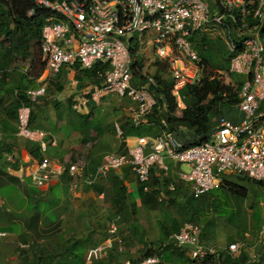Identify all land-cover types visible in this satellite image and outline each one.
<instances>
[{
    "label": "built area",
    "instance_id": "1",
    "mask_svg": "<svg viewBox=\"0 0 264 264\" xmlns=\"http://www.w3.org/2000/svg\"><path fill=\"white\" fill-rule=\"evenodd\" d=\"M34 8L28 12L43 17L40 53L45 64L41 75L42 86L27 91L31 102L46 96L48 83L64 67L80 65L91 69L96 63H109L101 86L89 91L73 105L82 113L90 102L98 104L110 94L129 99L131 124L141 127L154 112L157 100L150 90L157 81L148 77L144 85H134L133 59L130 42L136 37L141 44L144 37L153 42L157 57L169 64L173 81L171 94L178 109L184 104L182 89L198 83L202 78L201 58L189 38L194 33H205L225 43L230 58L229 75L244 77L238 90V122L222 117L209 141L186 146L172 132L162 130L154 136H137L133 143L124 135L120 123L115 124L117 137L125 143L127 153H109L94 173L86 176L85 167L72 163L67 168L54 160L37 161L28 173L20 169L21 181H28L38 190H46L68 171L70 189L76 191L79 181L88 186L106 180L112 172L131 168L144 193L151 191L153 172L169 178L172 171L168 162L186 165L177 182L189 185L191 194L200 198L219 187L224 173L245 176L264 186V0H31ZM43 16V15H41ZM226 83L230 82L224 75ZM235 87V85H233ZM31 105L22 104L17 111V136L37 143L42 153L55 138L34 128ZM50 141V142H49ZM19 158L7 156L14 164ZM23 167V166H22ZM175 183L168 185L174 191ZM159 190V201L168 199ZM110 224V236L103 243L89 249L87 263L103 259L115 243H121L116 222ZM202 229L186 222L170 237V243L186 252L193 261L218 256L215 249L202 241ZM264 241V222L259 232ZM165 247V246H164ZM242 246L229 245L228 253L240 255ZM164 248L159 254L125 264H161Z\"/></svg>",
    "mask_w": 264,
    "mask_h": 264
},
{
    "label": "trees",
    "instance_id": "2",
    "mask_svg": "<svg viewBox=\"0 0 264 264\" xmlns=\"http://www.w3.org/2000/svg\"><path fill=\"white\" fill-rule=\"evenodd\" d=\"M34 7L31 0H0V89L5 88V93L8 96L5 97L6 101L12 98L6 105H1L0 107V128L3 134L0 139V162L3 161L4 163V165L0 167V190L6 183L12 181L21 185V179L11 175L10 167L18 172L21 168L20 165H24H22L20 160H17L14 164L8 162L7 156L16 152L14 150L15 145L13 141L14 137L17 136V111L22 104L34 107L35 103L33 104L31 102L27 95V91L36 85L45 67L43 62L39 63V68L35 67V63H31L30 68H36L37 72L33 74L32 70L28 73V89L22 88L17 91L14 88L10 89L8 87V70L12 61L17 58L12 57V54L15 53L22 59H25L28 52L29 59L31 57L30 50L32 48L40 49L43 17H47L48 14L47 12H40L34 17H29L28 12ZM189 40L198 51L201 58L200 65L203 70L201 80L196 84L186 86L182 89L181 94L185 109L180 111L176 99L171 94L173 81L170 75L168 81H160L158 76L154 75L153 78L157 81V84L156 86H151L150 90L157 100V105L154 112L149 116L148 121L149 123L156 124L160 132L162 130L172 132L186 146L191 147L209 141L211 135L217 128L220 118L226 117L234 123L238 122L236 115L239 102L238 90L244 77L241 76V79H238L234 77L236 75H229V67L227 69H220L210 66L206 56L211 50L213 43L222 41V39L212 38L205 33L198 32L192 34ZM139 46L140 43L138 38L134 37L130 42V53L133 59L134 85H144L148 78L141 75L143 63L141 57L137 53ZM165 64L169 71V64L167 62H165ZM71 68L75 70L74 78L80 83L81 88H90L89 91L92 92L95 87H99L103 84L105 72L110 69V66L109 63L98 62L91 69H84L80 65H75ZM65 75L66 72L64 69L57 75L58 82L55 84V88L59 92L65 89ZM224 75L229 76V83H226ZM233 85H235V87ZM89 106L95 107V103L90 102ZM79 117L84 119L83 121L88 122L85 117ZM34 120L35 112L33 110L31 117L32 124ZM13 121H15L16 124ZM13 125L16 126L14 127ZM72 125L73 128L77 130L84 129L82 127L87 126L85 124L83 125V123L77 125L73 122ZM108 126L110 127H107V130L99 127L97 136L104 135L107 131L113 134L116 133L113 125ZM122 126L125 137L144 136L139 134L141 127L135 128L131 122L126 121ZM89 140L90 139H87L85 142ZM25 149L35 160H43L44 153L41 152L37 143L27 140ZM120 152L127 153L124 142ZM99 165L95 164L92 167L88 165L86 175L94 173ZM66 167L68 168L69 165L67 164ZM63 179H69L68 171L63 176ZM108 179H110L111 191L113 189L119 191L121 196L112 201L113 215L107 224L106 237L102 242L92 247L100 245L112 236L109 232L110 224L116 219H118L116 222L118 229L117 235L120 237L121 243H115L114 247L107 252L103 259L92 261L91 263H87L86 260L89 249L86 251L84 244L81 242H71L70 245L66 247L63 246L65 248L64 250L62 249L63 251L59 252L57 249H54L55 251L53 250L52 253L41 246L40 254L34 253L33 258H30L29 255L25 256V250L20 249V256L24 259L25 264H125L126 261L136 262L149 256L159 254L161 248H164L161 264L165 262H176L179 256V249L175 248L170 243V237L178 233L184 223L193 221L194 214L196 212H201L202 207L209 203L211 197L214 199L211 194L210 197L205 194L200 198H195L191 194L189 185L183 182H177V177L171 175L169 178L161 179L153 172L150 192L144 193L143 187L139 184L138 195L142 200V205L138 207L135 198L129 193L124 180L116 173H111L103 182L88 186V188L94 190L98 195L105 194L108 192V188L104 185V182ZM226 182L225 185H221L220 187L223 188L224 186L230 191L244 197L247 195L246 189L234 183ZM171 183H175L176 185L174 191L168 190V185ZM260 184L262 185V183ZM23 187L27 189L24 185ZM158 187L165 190L168 199L159 201ZM187 192L190 193L188 202L186 204L181 203L179 199L184 198ZM33 198L32 196V199ZM170 207L176 208V215L170 212ZM34 209L35 213L28 219L26 226L29 231L34 233V236L37 237L36 239H42L43 237L57 233V230H59L63 224L61 215L55 216L54 219H51V217L45 218L44 222L47 228H40V222H43L41 214L36 206ZM142 211H146L147 214L157 213L155 221L159 229V237L155 241H149L147 228L141 224L140 214ZM3 216L6 220L8 219L7 217H9L6 212L2 213L0 219H2ZM97 226H101L100 223H98ZM89 227L90 226H87V229H90ZM30 240V236L28 235V243L26 244H29ZM229 245L224 250H218V256L210 255L202 261H205L207 264H251L252 259L245 245L242 246L240 255L237 257H233L228 253ZM151 246L155 247L151 248ZM29 248L35 251L39 249V245H35L34 242L32 245H29ZM135 248L137 249L134 250ZM189 261L192 263L198 262L192 261L191 259H189Z\"/></svg>",
    "mask_w": 264,
    "mask_h": 264
},
{
    "label": "rangeland",
    "instance_id": "3",
    "mask_svg": "<svg viewBox=\"0 0 264 264\" xmlns=\"http://www.w3.org/2000/svg\"><path fill=\"white\" fill-rule=\"evenodd\" d=\"M30 51L31 59H28V64L33 62L35 67L39 68V63L43 62L40 49L32 48ZM137 53L143 63L142 76L154 77L155 75L158 76L160 81H168L169 71L166 64L159 60L153 42L149 41L148 37L142 39ZM230 58L231 55L223 41L214 42L206 56L211 67L220 69L229 67ZM36 68L28 67V71L33 70V74H36ZM234 77L241 79V76L236 75ZM37 87L38 84L31 88L36 89ZM53 88L55 90V87ZM6 96L5 93L3 98L0 97V107L11 101L12 98L6 101ZM59 96L62 114L58 113L59 110H56L53 102L50 103L47 100H50L48 96L38 99L33 107L36 114L34 125L41 124L48 129L57 131L55 136L58 147L50 148V152L44 153L43 159H59L64 164L82 162L92 167L101 162L104 153L114 151L119 147L121 141L111 132L107 131L104 135H99L95 142L83 131L88 132L93 128L95 131L93 134H97L99 127L106 129L110 127L108 125H113L115 121H121L125 124L127 120L121 103L127 102L128 99L110 94L102 98L95 107L90 106L87 114V112L78 113L72 110L70 100L65 95ZM236 115L238 118L237 111ZM79 116L85 117L88 122L83 121L84 119ZM72 122L77 125L83 123L87 126L82 127L84 128L83 131L76 132L73 129ZM139 134L157 135L156 132L144 131L143 129L139 130ZM83 135L84 140H82ZM2 136L0 128V139ZM87 139L91 141L84 142ZM13 142L15 155H17V150L26 148L27 140L21 137L15 136ZM3 165L4 163L1 161L0 167ZM10 169L13 177L20 178L22 176L20 171L16 172L11 167ZM224 179L246 189L247 195L244 197L224 186L221 188V185L227 183L223 181ZM109 180L104 182L108 192L104 194L103 198H100L94 190L86 187V184L82 181H79V187L73 193L74 195L81 193V196L77 198L69 194L67 179L62 180L54 193L53 189L43 191L35 189L28 181H21V185H18L15 181L6 183L0 190V216L6 212L9 217H7V220L4 216L0 219V264H25L24 259L20 256V249L25 250V256L29 255L30 258H33L34 253L40 254L41 246L52 253L54 249L59 252L63 251L64 247L70 245L71 242H81L87 251L95 244L102 242L107 235V224L113 215L112 201L121 196L119 191L114 189L111 191ZM210 194L214 199L211 197L209 203L202 207L201 212H196L193 221H191L201 227L202 232L206 235V242L217 250H224L231 243L245 245L252 259L251 264H264V241L260 242L259 238V232L264 222V186L245 176L224 173L219 187L207 195L210 197ZM189 197L190 193L187 192V195L179 200L181 203L186 204ZM35 206L43 221L40 222V228H47L44 222L47 217H51V219L58 215L63 217V224L57 230V233L42 239H36L34 233L29 231L26 224L28 219L34 215ZM170 212L176 215V208L170 207ZM156 216V212L147 214L146 211H142L140 214V220L147 228V236L150 242L157 240L159 237V229L155 221ZM98 223L101 226H97ZM87 226H90V229H87ZM28 235L31 240L29 244H26L28 243ZM34 242L35 245H39V249L35 251L29 248V245ZM154 247L151 246V248ZM178 253L179 256L176 262H165L163 264H207L205 261L192 263L189 261L186 252L179 250Z\"/></svg>",
    "mask_w": 264,
    "mask_h": 264
},
{
    "label": "crops",
    "instance_id": "4",
    "mask_svg": "<svg viewBox=\"0 0 264 264\" xmlns=\"http://www.w3.org/2000/svg\"><path fill=\"white\" fill-rule=\"evenodd\" d=\"M223 41V40H222ZM8 45V44H7ZM12 57H17L16 59H14L13 61H12V63L10 64V67H9V70H8V76H7V83H8V87L10 88V89H12V88H14V89H16L17 91L19 90V89H28V73L30 72V71H28V67H30L31 66V64H28V52H27V57L24 59H22L19 55H17V54H15V53H13L12 54ZM64 70H65V72H66V75H65V78H64V83H65V89L63 90V91H61V92H59L56 88H55V90H54V88L53 87H55L56 85V83L58 82V76H56L53 80H51L49 83H48V86H47V94H46V96L45 97H49L50 98V100L49 99H47L48 101H50V103H54L55 105V107H56V110H59V112L58 113H60V114H62V112L60 111L61 110V104H59L60 102H59V98H60V96L59 95H65L69 100H71V102H70V107L72 108V110H73V105H74V103H76L80 98H82V97H84V96H86V94H88L89 93V89H82L81 88V86H80V83L78 82V81H76V79L74 78V76H75V70L73 69V68H69V67H64L63 68ZM62 69V70H63ZM36 84H38V87L37 88H39V87H41L42 86V81H41V77L39 78V80L36 82ZM54 84V85H53ZM53 86V87H52ZM36 88V89H37ZM5 88H2V89H0V97H4V95H5V92H6V90H4ZM33 89V88H32ZM6 97H8V96H6ZM44 98V97H43ZM74 100V101H73ZM73 101V102H72ZM94 103V102H93ZM120 103V102H119ZM121 105L124 107V116L126 117V120H127V122H131L130 121V118H129V110H130V108L133 106V104H132V102L128 99V101L127 102H125V103H121ZM95 106H96V103H95ZM50 107V106H49ZM90 106L88 105V107H86L85 109H84V111H83V113H85V112H87V114L89 113L88 112V108H89ZM91 107H93V106H91ZM90 109V108H89ZM183 109H185V104H183V107L181 108V109H179V110H183ZM35 112V111H34ZM59 114V115H60ZM58 116V115H57ZM35 118H36V114H35ZM116 123H120L121 124V126L123 125V123L120 121H115L114 123H113V126L115 127V124ZM32 126L34 127V128H38V129H41V130H43V131H45L46 133H48L49 134V137H48V140L51 138V137H53V138H55L56 139V141H57V138H56V136H55V133L57 132L56 130H54V129H48L47 127H44V125H41V124H39L38 126H35L34 125V122H33V124H32ZM123 127V126H122ZM74 129V131H78V132H81V131H83V129H80V130H77L76 128H73ZM141 129H143L144 131H150V132H156L157 134H159V128L157 127V125L156 124H154V123H149V121L147 120V121H145V123L141 126ZM84 133H85V135H89V137L92 139V140H95V142L97 141V139H98V136H97V134L95 133V134H93V132H95L94 130H93V128L92 129H90L88 132H86V131H83ZM116 134V137H117V133H115ZM149 136V135H148ZM118 138V137H117ZM127 138H129L130 140H131V142L130 143H133V141H134V139L136 138V137H127ZM121 142H120V145H119V147L116 149V150H114V151H109V152H106V153H104V155H103V157H102V160H101V162L100 163H98V165L100 164H102V162H103V159H104V157L107 155V154H109V153H123V152H120L121 151V149H122V144H123V142H122V140L120 139V138H118ZM82 140H84V135H83V137H82ZM91 141V140H90ZM50 142V141H49ZM85 142V141H84ZM58 147V142H57V146H53V145H49L48 146V150H47V153H48V151L50 152V148H57ZM126 150H127V148H126ZM18 158H19V160H21V163H22V165H25V168H24V172L25 171H27V169H26V167L28 168V173H29V170L30 169H34V167H35V165H36V162H37V160H35L32 156H30L28 153H27V151H26V149H24V150H17V155H16ZM50 160H54V161H56V162H58V163H60V164H63V165H70V164H72L73 162H71V163H66V164H64V163H62V162H60V160L59 159H50ZM76 163H80V164H82L84 167H85V173H86V170H87V166L88 165H86V164H84V163H82V162H76ZM99 165V166H100ZM168 165L170 166V168H171V171H172V175L174 176V177H177V175H178V172H180V171H185V170H188V167L186 166V165H178V164H174V163H172V162H168ZM98 166V167H99ZM22 167V166H21ZM24 167V166H23ZM21 169V168H20ZM96 171V170H95ZM67 172V171H66ZM112 173H116L117 175H119L123 180H124V182H125V185L128 187V191H129V193H131V195L135 198V200H136V202H137V205H138V207H141V205H142V200H141V198H140V196L138 195V188H139V183H138V181H137V178H136V175H135V173L131 170V168H129V167H127V168H124V169H122V170H120V171H117V172H112ZM65 174H63V176H64ZM90 175V174H89ZM63 176L61 177V178H59V180H57L55 183H54V185H52L50 188H48V189H46V190H50V189H53V193H54V191H55V189L58 187V185H60V183L62 182V180H63ZM68 176H69V174H68ZM86 176H88V175H86ZM223 181H227L226 179H224ZM100 182H103V181H100ZM99 182V183H100ZM99 183H97V184H99ZM67 185H68V187H69V194L71 195V196H73V197H80L81 196V193H76V195H74L73 193H75L76 191H72L71 189H70V177H69V179L67 180ZM96 185V184H95ZM93 186V185H92ZM86 187H88V185H86ZM98 195V194H97ZM100 198H103L104 197V194H101V195H98ZM53 199V198H52ZM156 215H157V213H156ZM156 218H157V216H156ZM62 219H63V217H62ZM141 224L142 225H144V223L141 221ZM206 235L203 233L202 234V236H201V241H202V243L206 246V247H208V248H212L211 247V245H209L207 242H206ZM213 249V248H212ZM216 251H218L217 249H215ZM189 258V257H188ZM190 259V258H189Z\"/></svg>",
    "mask_w": 264,
    "mask_h": 264
}]
</instances>
